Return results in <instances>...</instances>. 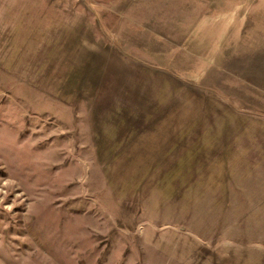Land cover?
I'll list each match as a JSON object with an SVG mask.
<instances>
[{"label": "rangeland", "instance_id": "1", "mask_svg": "<svg viewBox=\"0 0 264 264\" xmlns=\"http://www.w3.org/2000/svg\"><path fill=\"white\" fill-rule=\"evenodd\" d=\"M0 264H264V0H0Z\"/></svg>", "mask_w": 264, "mask_h": 264}]
</instances>
